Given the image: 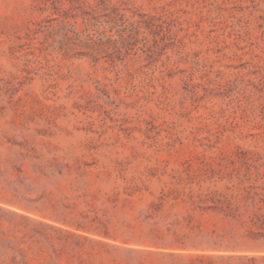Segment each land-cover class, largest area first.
I'll return each mask as SVG.
<instances>
[{
  "label": "rangeland",
  "instance_id": "rangeland-1",
  "mask_svg": "<svg viewBox=\"0 0 264 264\" xmlns=\"http://www.w3.org/2000/svg\"><path fill=\"white\" fill-rule=\"evenodd\" d=\"M0 264H264V0H0Z\"/></svg>",
  "mask_w": 264,
  "mask_h": 264
}]
</instances>
